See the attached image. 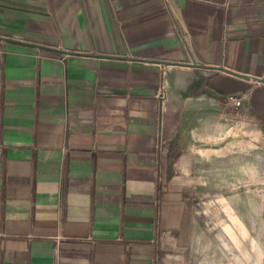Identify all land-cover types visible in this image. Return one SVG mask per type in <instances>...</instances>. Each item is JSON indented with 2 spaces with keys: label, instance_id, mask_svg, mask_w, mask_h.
Here are the masks:
<instances>
[{
  "label": "crops",
  "instance_id": "obj_1",
  "mask_svg": "<svg viewBox=\"0 0 264 264\" xmlns=\"http://www.w3.org/2000/svg\"><path fill=\"white\" fill-rule=\"evenodd\" d=\"M208 113L264 125V0H0V264H174Z\"/></svg>",
  "mask_w": 264,
  "mask_h": 264
},
{
  "label": "rangeland",
  "instance_id": "obj_2",
  "mask_svg": "<svg viewBox=\"0 0 264 264\" xmlns=\"http://www.w3.org/2000/svg\"><path fill=\"white\" fill-rule=\"evenodd\" d=\"M215 116L194 128L196 217L174 264H264V125Z\"/></svg>",
  "mask_w": 264,
  "mask_h": 264
},
{
  "label": "built area",
  "instance_id": "obj_3",
  "mask_svg": "<svg viewBox=\"0 0 264 264\" xmlns=\"http://www.w3.org/2000/svg\"><path fill=\"white\" fill-rule=\"evenodd\" d=\"M230 99L233 100V102H234V104H235L236 106H239V105H240V101H239L238 99H235V98H233V97H230Z\"/></svg>",
  "mask_w": 264,
  "mask_h": 264
}]
</instances>
